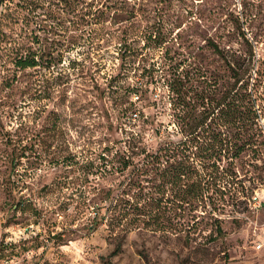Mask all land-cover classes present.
<instances>
[{"label": "rangeland", "instance_id": "obj_1", "mask_svg": "<svg viewBox=\"0 0 264 264\" xmlns=\"http://www.w3.org/2000/svg\"><path fill=\"white\" fill-rule=\"evenodd\" d=\"M212 42L253 57L257 117L186 204L198 177L142 165L196 151L191 126L220 134L203 148L231 136L218 110L198 118L200 91L229 86ZM263 222L264 0H0V264H264Z\"/></svg>", "mask_w": 264, "mask_h": 264}, {"label": "trees", "instance_id": "obj_2", "mask_svg": "<svg viewBox=\"0 0 264 264\" xmlns=\"http://www.w3.org/2000/svg\"><path fill=\"white\" fill-rule=\"evenodd\" d=\"M213 51L219 55L223 60H225L230 73V80L228 89L223 93L222 96H217V88L214 90H201L199 95V100L197 105L203 107V110L198 112V118L202 117L203 114L215 113L216 110L223 116L224 125L231 129V136H226V138H220V145L213 143L208 144L203 148V144L209 139H217L220 134H217L215 129H211L210 126H191L190 137L192 141H197L196 151L192 150L189 154H180L175 149L167 148L161 150L156 154H147L144 157L143 167L149 170H157L162 176L168 178L169 183H178L189 177H198L196 186L192 189L190 188L181 196L180 200L186 204L191 203L196 200V202H206L210 199L208 195L210 187L208 183L202 181V177L207 173L206 170V160L212 157L215 153L209 151L210 149L219 148L226 145V148L231 150L233 156H238L244 150L245 144L241 141L245 139L242 130L245 126H253L255 124V110L253 107L252 99L249 96V85L247 82V77L251 71V66L253 65V57L250 55H244L232 48L224 49L218 43L212 42ZM15 66L20 69H26L30 67H35L39 63L35 56H20L15 59ZM147 70H145L146 72ZM257 75H261V69L256 70ZM152 73L150 76H152ZM166 85L169 91L176 92V80L172 77H166ZM146 83L141 82L137 86L136 91L142 90V87ZM148 89H145L146 93ZM215 115V114H214ZM236 129V131H235ZM226 143L224 144V141ZM130 147L137 146L132 141L129 142ZM221 149V150H222ZM143 153V152H142ZM131 162H126L124 164L125 168H128ZM221 173L223 182L228 184L229 180L224 177L228 175L227 169L217 170ZM193 192L192 197H187ZM23 199L14 200L16 208L20 207L23 203ZM22 209V208H21ZM147 213H144L146 216ZM140 216V215H139ZM141 217V216H140Z\"/></svg>", "mask_w": 264, "mask_h": 264}, {"label": "built area", "instance_id": "obj_3", "mask_svg": "<svg viewBox=\"0 0 264 264\" xmlns=\"http://www.w3.org/2000/svg\"><path fill=\"white\" fill-rule=\"evenodd\" d=\"M133 115H135V117L138 116L137 113H134ZM134 117V116H133ZM136 119V118H134ZM259 205L261 206V202H259ZM263 228H264V222H263ZM256 249H263L264 248V242H258L256 245H255Z\"/></svg>", "mask_w": 264, "mask_h": 264}]
</instances>
